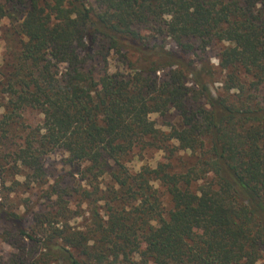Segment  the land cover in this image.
<instances>
[{"label": "trees", "instance_id": "1", "mask_svg": "<svg viewBox=\"0 0 264 264\" xmlns=\"http://www.w3.org/2000/svg\"><path fill=\"white\" fill-rule=\"evenodd\" d=\"M0 18L20 36L0 73V264L264 259V0H0ZM21 185L47 203L15 205Z\"/></svg>", "mask_w": 264, "mask_h": 264}, {"label": "rangeland", "instance_id": "2", "mask_svg": "<svg viewBox=\"0 0 264 264\" xmlns=\"http://www.w3.org/2000/svg\"><path fill=\"white\" fill-rule=\"evenodd\" d=\"M20 36L17 34L15 28H13L12 23L7 18H0V73L4 71L5 67H7L8 62L10 61L11 56L15 51H17L19 47ZM220 48V44L215 45L210 50V62L216 64L217 59L215 54L217 50ZM112 61V60H111ZM111 69L113 68V64L111 63ZM221 85V81L219 77L216 79L213 86L216 88ZM35 116V114H33ZM36 118V117H34ZM150 118L153 119L157 125L162 126L164 117L159 116L156 113L150 114ZM62 154L61 153H49L43 159L44 167L47 172L49 183L52 184L54 180V176H57L61 171L64 170V166L62 164ZM162 152L148 150L144 151L142 156L138 155L133 160L132 166L138 168L141 164H149L154 166L158 159H161ZM19 180H22L21 177H17ZM72 183V182H71ZM8 182L7 185H9ZM25 185H21L17 188V190L11 195V199L15 205H24L28 204L34 210L40 206H43L47 203L44 195L42 193V189L39 186H35L32 188H25ZM28 200V201H27ZM72 204H75L73 201ZM0 227V234H1ZM13 241V237L11 239ZM16 252V248L14 245L6 239H4L0 235V263L4 262L10 255H13ZM257 264H264V259L259 261Z\"/></svg>", "mask_w": 264, "mask_h": 264}]
</instances>
